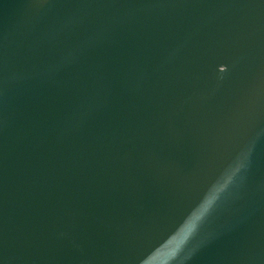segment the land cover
Returning <instances> with one entry per match:
<instances>
[{"label":"water","instance_id":"95a60500","mask_svg":"<svg viewBox=\"0 0 264 264\" xmlns=\"http://www.w3.org/2000/svg\"><path fill=\"white\" fill-rule=\"evenodd\" d=\"M0 264H264V0H0Z\"/></svg>","mask_w":264,"mask_h":264},{"label":"clouds","instance_id":"9594fccd","mask_svg":"<svg viewBox=\"0 0 264 264\" xmlns=\"http://www.w3.org/2000/svg\"><path fill=\"white\" fill-rule=\"evenodd\" d=\"M242 167H243V164H241L240 162L235 163L234 167H232V169H231V172H232L231 183L229 185H221L220 187H218L217 188L218 194L214 200L206 201V197L202 198V200L200 202V204L203 205L201 222L205 221L208 218V216H210L211 213L214 211V209L217 206L218 202L220 201L221 197L227 192L229 186L233 183L235 176L237 175V173H239V171L241 170ZM218 183H219V181L214 182L213 185L210 186V188H216ZM198 206H200V205H198ZM198 228H199V226H197V228L194 229L192 236L190 237V241L196 235Z\"/></svg>","mask_w":264,"mask_h":264}]
</instances>
